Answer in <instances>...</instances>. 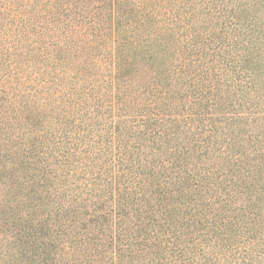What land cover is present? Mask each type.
I'll return each mask as SVG.
<instances>
[{
	"label": "trees",
	"instance_id": "1",
	"mask_svg": "<svg viewBox=\"0 0 264 264\" xmlns=\"http://www.w3.org/2000/svg\"><path fill=\"white\" fill-rule=\"evenodd\" d=\"M8 211L21 263L37 217L43 264H264V0H0Z\"/></svg>",
	"mask_w": 264,
	"mask_h": 264
},
{
	"label": "rangeland",
	"instance_id": "2",
	"mask_svg": "<svg viewBox=\"0 0 264 264\" xmlns=\"http://www.w3.org/2000/svg\"><path fill=\"white\" fill-rule=\"evenodd\" d=\"M29 190V187H27L24 191L25 195H24V201H25V204H22V202L20 201V203L17 204V209L23 213L21 214L20 216H25V219L28 217L26 216V214H28L29 212V207H32L34 205H29L28 204V196L26 195L27 192ZM33 191V189H32ZM31 193V191H30ZM32 194V193H31ZM36 210H39L36 208ZM6 219H8L9 221H7L5 224H3L4 228L0 229V264H26V261H23V263L20 262V257L19 259L15 258V257H12V254L14 253V250L16 248H12L10 246V243H11V239H10V236L8 235V232H9V223L11 222V213L8 211L7 215L5 216ZM33 225L38 228L39 232L34 235L35 239H31L30 240V243H37L40 245V249H37L35 250V255L31 256V260L29 261L28 264H43L40 256L42 258H47V259H51L52 257L50 255L48 256H43L41 255L42 253H44V251L41 249V246H42V242L44 239H46L47 237V233H48V230L47 229H43V230H40V221L39 219L36 217L34 218L33 220ZM18 246V245H17ZM19 247V246H18ZM34 248H30V252H33ZM41 252V253H40ZM10 256V257H9ZM15 256H18L15 254ZM40 258V259H39Z\"/></svg>",
	"mask_w": 264,
	"mask_h": 264
}]
</instances>
